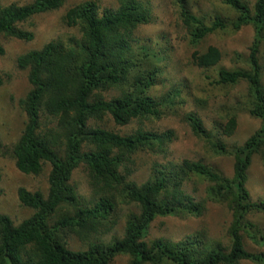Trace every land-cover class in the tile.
<instances>
[{
	"label": "trees",
	"instance_id": "1",
	"mask_svg": "<svg viewBox=\"0 0 264 264\" xmlns=\"http://www.w3.org/2000/svg\"><path fill=\"white\" fill-rule=\"evenodd\" d=\"M117 8H102L97 0L70 7L63 21L79 36L47 43L40 50L19 56V69L28 72L30 89L20 100L26 122L13 148L16 168L24 175L39 176L50 166L48 194L18 189L22 207L33 215L17 225L0 214V264H111L120 255L129 264H240L251 261L264 264V252L246 249L245 238L264 246V233L250 216L264 217V199H253L248 188L249 170L254 158L264 165V69L260 49L264 43V0L253 7L245 0H223L236 13L231 23L216 15L212 22L181 5V19L189 33V42L198 47L208 36L231 27H254V41L247 60L248 69H219L216 84L227 86L241 81L248 84L251 116L261 127L241 146H227L214 140L202 121L191 114L187 120L193 133L209 144L216 154L234 158V172L227 176L202 161L153 163L145 182L133 175L141 168L139 155L166 149L172 133L158 135L142 129L145 120L159 118L170 101H157L150 92L164 72L160 50L142 43L137 30L152 22L149 3L142 0H118ZM68 0H34L26 5L0 6V35L26 42L34 34L19 27L34 16L60 11ZM5 49L0 44V56ZM216 47L195 51L193 64L202 70L220 63ZM5 80L0 76V88ZM118 94L111 96V92ZM176 94V93H175ZM139 127L122 134L109 129L106 122ZM237 127L232 116L222 128L232 136ZM3 143L0 136V153ZM83 166L94 188L90 199L81 196L71 184L75 170ZM2 175L0 172V181ZM193 178L207 182V198L225 206L232 215L228 229L230 245L223 247L203 233L188 235L174 242L166 238L146 241L152 223L159 217H202L203 202L185 190ZM3 190L0 185V197ZM119 204L134 205L125 223L122 238L110 242L92 239L117 223ZM75 235L88 248L75 251L69 237Z\"/></svg>",
	"mask_w": 264,
	"mask_h": 264
},
{
	"label": "rangeland",
	"instance_id": "2",
	"mask_svg": "<svg viewBox=\"0 0 264 264\" xmlns=\"http://www.w3.org/2000/svg\"><path fill=\"white\" fill-rule=\"evenodd\" d=\"M34 0H0V6L12 4L26 5ZM87 0H68L67 4L53 13L34 16L19 27L32 32L34 39L30 42L0 35V44L5 49V55L0 56V76L5 84L0 88V136L3 150L0 153V185L3 193L0 197V214L7 215L17 225L18 222L29 218L34 211L24 208L18 200V189L26 188L32 192L48 194V176L50 166L46 165L39 176L24 175L16 168L13 148L18 142L26 116L20 107V100L26 96L30 86L27 79L28 72L18 67L19 56L33 50H40L47 43L56 40H66L79 36L78 31L64 24L66 11ZM102 8H117L118 0H97ZM149 3L152 22L137 30V36L142 43L149 44L160 50L164 59L160 67L164 70L157 79L158 84L150 92L157 101L168 100L159 118L145 120L141 128L163 135L172 133L171 142H167L166 149L157 153H143L139 155L141 168L133 175L138 183L145 182L153 163L169 164L182 163L184 160L202 161L218 171L231 177L234 172V158L221 156L202 138L193 133L187 120L193 114L197 116L214 140H221L227 146L243 145L262 125V121L250 115L248 104V84L241 81L235 85L222 86L215 83L219 69L235 70L248 69L250 47L254 41V27L246 25L240 30L227 27L208 36L198 47L189 42V33L181 19V5L185 3L198 16H204L209 22L218 15L224 23H231L236 13L222 3L223 0H142ZM251 7L256 0H245ZM209 47H216L222 54L218 66L202 70L193 64L192 54L195 51L207 52ZM260 64L264 69V43L260 49ZM264 82V76H263ZM176 93V94H175ZM116 91L111 96L117 95ZM236 116L237 127L232 136H224L222 128L228 120ZM106 125L122 134L135 131L139 123L133 122L127 127L114 126L111 119L106 118ZM71 184L81 196L87 199L93 197L94 188L90 186L89 175L83 166L74 171ZM208 183L193 178L185 184V190L195 196L197 201L203 202L205 213L202 217H167L157 218L151 225L146 241L166 238L178 242L188 235L203 233L206 238L223 247L230 245L228 229L232 222L231 212L223 205L213 203L207 198ZM248 188L255 200L264 199V165L259 158H254L249 170ZM131 213H138L134 205L119 204L115 214L116 225L109 231H104L93 241L108 243L112 239L122 238L125 223ZM264 232V217L260 214L250 216ZM264 235V233H262ZM69 247L75 251L88 248V241L81 242L78 237H69ZM246 249L250 253L264 252V246L255 244L250 238H245ZM129 258L117 256L111 264H129ZM240 264H258L242 261Z\"/></svg>",
	"mask_w": 264,
	"mask_h": 264
}]
</instances>
